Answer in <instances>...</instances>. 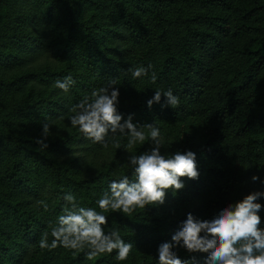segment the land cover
<instances>
[{"label":"trees","instance_id":"trees-1","mask_svg":"<svg viewBox=\"0 0 264 264\" xmlns=\"http://www.w3.org/2000/svg\"><path fill=\"white\" fill-rule=\"evenodd\" d=\"M148 65V76H132ZM68 75L75 83L67 93L54 87ZM110 80L119 88L118 112L134 114L138 128L155 123L162 154L194 152L199 178L182 177L185 187L167 190L163 205L105 213L104 231L133 244L124 261L116 250L91 260L87 249L42 250L41 235L65 214V194L100 211L96 201L112 180L135 179L128 156L151 147L148 139L126 149L128 138L110 133L105 148L71 126L73 106ZM168 89L178 107H147L155 91ZM45 122L42 149L36 139ZM261 180L264 0H0V264H158L159 244L188 213L211 220L264 191ZM259 215L264 228V209ZM176 251L204 264V253Z\"/></svg>","mask_w":264,"mask_h":264},{"label":"clouds","instance_id":"clouds-1","mask_svg":"<svg viewBox=\"0 0 264 264\" xmlns=\"http://www.w3.org/2000/svg\"><path fill=\"white\" fill-rule=\"evenodd\" d=\"M151 67H136L131 70L132 76H148ZM150 79L152 83L156 82L157 76L154 72ZM74 83L73 78L68 75L62 80L57 79L54 87L67 93ZM115 85L116 81L110 80L106 87L93 89L90 95L74 105L71 109L74 114L69 117L71 126L78 127L86 139L105 148L108 146L106 137L110 133L113 137L117 133L126 136V149H132L137 143L142 144L148 139L152 142L151 147L139 155L128 156L135 179L130 180L124 175L118 180H112L108 190L96 201L100 211L82 207L75 195L65 194V214L60 215L56 223L51 225L50 232L45 231L41 235L39 247L42 250L51 251L57 247L74 251L87 249L89 260L116 250L117 260L124 261L132 251L133 244L125 242L118 230L107 233L104 231L102 226L108 223L105 213L119 211L130 215L148 205H163L167 190L171 189L175 193L185 187L182 177L190 180L199 178L194 152L177 150L169 155L162 154L164 142L155 123H145L138 128V123L133 122L134 114H128L124 118L118 112L120 92ZM153 104H160L161 108L178 107L180 100L171 89L157 90L146 101L149 109ZM41 128V136L36 139V144L47 149L51 125L45 122ZM143 128L148 129L147 135ZM114 143L119 147L118 140ZM251 179L256 181L260 178L253 175ZM261 184H264V180H261ZM262 197L264 191L250 192L234 204L230 203L220 209L211 220H201L188 213L171 236V240L159 244L158 264H189V261L179 258L177 248L190 254H206L204 264H264V228L260 227L259 215L264 205L257 202ZM36 203L45 212L48 210L45 200H38ZM49 235L52 237L51 242Z\"/></svg>","mask_w":264,"mask_h":264}]
</instances>
